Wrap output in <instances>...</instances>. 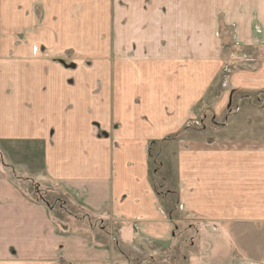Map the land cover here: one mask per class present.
Masks as SVG:
<instances>
[{"label":"crops","instance_id":"0c3cea01","mask_svg":"<svg viewBox=\"0 0 264 264\" xmlns=\"http://www.w3.org/2000/svg\"><path fill=\"white\" fill-rule=\"evenodd\" d=\"M248 1L198 0L190 4L194 15L188 0H120L119 11L116 1L119 59L113 69L87 66L94 56L89 39L95 0H0L1 23L25 30L15 41L3 28L0 39L8 57L0 61V174L10 172L0 176L5 264H123L99 241L94 247L63 244L61 254L57 244H45V222L56 234L69 233L51 221L61 218L54 210L59 203L65 211L67 198L89 219L107 212L135 225L119 234L138 247L187 243L173 224L175 214L209 224L202 232L187 225L211 251L195 264H264L251 260L264 248L246 250L239 237L241 230H264V0ZM66 5L80 10L78 28L68 23L64 35L58 15ZM221 10L227 17L219 19ZM34 28L40 33L28 39ZM224 70L232 89L221 94L218 86L208 97L210 82L219 75L220 85ZM232 91L258 92L257 104L249 99L219 122ZM209 101L216 129L179 135L191 110ZM237 124L242 126L231 129ZM154 143L164 144L170 157L162 192L149 179Z\"/></svg>","mask_w":264,"mask_h":264},{"label":"rangeland","instance_id":"374dc122","mask_svg":"<svg viewBox=\"0 0 264 264\" xmlns=\"http://www.w3.org/2000/svg\"><path fill=\"white\" fill-rule=\"evenodd\" d=\"M98 1L99 0H95L96 7L93 9H90L92 10L90 32H91V36L93 40L89 39V47H90V53H93L94 56H90V60L88 61L87 66L88 65L94 66L96 68L112 67L114 69L118 67L116 66L117 65L116 62L119 59V56L117 55L118 53H116L117 52V28H119V22H118V27H117V23L115 22L116 15L112 11V9L114 5H116V1H117L118 11H119L121 9L119 7V4L121 2L120 0H116V1L115 0H102V5L100 7L98 4ZM195 1L199 3L198 0H195ZM195 1L188 0L189 15L195 14V12L192 11V9L194 8L190 7V4L194 5L193 3ZM201 1L203 3L211 2V0H201ZM250 1L251 0H249L248 3ZM73 3L75 2L73 1ZM109 4H113V6H110ZM76 5H77V2H76ZM236 5L243 6V2H240V3L237 2ZM255 9L256 8H253L252 6V10L255 11ZM79 10L80 9H78L76 6L69 7L68 5H66L64 10L59 12L58 16H60L61 24L63 23L64 35L69 29L67 27L65 28V25H67L68 23H70L71 25H75V27L78 28L77 26L78 22L75 20V17H77L76 12ZM38 11L40 10L38 8H35L34 10L35 17H37L36 13ZM72 14H73V17H71ZM178 15L180 14L178 13ZM1 17L2 15L0 14V18ZM223 17H227V15L221 10L219 13V19H223ZM189 19H192V18L189 16ZM219 19H218V16L215 15L216 22H218ZM10 25H11V22H9L6 25V20L4 21V23H1L0 21V39H1V31L4 28L12 35V38H17L15 39V41H21L23 39V36H25V30H23V28L15 30L14 28L10 27ZM136 29L138 30V28ZM45 30H47L46 26H45ZM39 33L40 31L37 28H34L33 31H31L29 35V37H32V38H28V39L36 40L35 37ZM69 34H71V31H69ZM94 41H98L97 42L98 50H94V45H95ZM39 50L41 52V55H45L44 49L42 50V48H39ZM127 54H130V53L129 52L125 53V55ZM6 55H7L6 51H0V61L5 60V59L8 60V57ZM68 55L69 54H66V56ZM106 57H108L110 63L109 62L105 63ZM130 61H133V60H130ZM129 66H132V65H129ZM160 67H163V66H160ZM228 70H224L223 72H221L222 76L220 77V80H221L220 85H218V81L216 79L217 77H219V75H216L215 82L213 84L210 82L208 86L209 88V94L207 95L208 97L214 92H217L218 86H220L219 92L221 94H226L225 92H229V89H232L231 82H229L231 74ZM131 85H133L132 81H131ZM140 88L143 89V86H140ZM256 95H259L258 92L254 94H250L249 92H241V91L233 92L232 91L230 100H228V103L230 102V104L226 106L223 109L222 114L218 116V119H219L218 121L222 122L224 117H227L228 115L233 114L234 110L235 111L237 110L236 108L237 105L239 106L242 105L243 107V104L244 106L245 104H248L247 101H249V99L250 101L252 99V102H254L257 98ZM211 101H209L208 104L205 105V107L195 108L194 111L191 110L189 114L192 116L191 118L189 117L190 124H189V120H188L189 126L187 125L185 127V124H183L181 126L182 128L178 132L179 135L185 133L186 130H192L198 133V132L203 131V127L209 130L216 129V127H214V124H212V122L214 121H212L211 119L213 115L212 111L214 110L213 109L214 106L213 104H211L212 103ZM203 114L208 116V118L205 119L206 121L202 117ZM201 118L203 119L200 122ZM217 126H220V125H217ZM241 126H242L241 124H237L235 128H231V129H235L236 131V129H238ZM244 126L249 127L250 124L246 123L244 124ZM162 143H164V141H162ZM162 146L156 143L155 147H153L152 150L149 151V179L151 180L153 188L156 189V191L158 192L160 191L162 192V189L160 188L162 184V182L160 181L161 177H167L166 170L170 168V163H169L170 157L167 155V150L163 149ZM162 167L164 170H162L159 173L160 174L159 175L158 173H156V171ZM1 170L4 171V174L3 175L0 174V176L6 177V175L10 174L9 170H6V169H1ZM161 174H164V175H161ZM34 180L37 181L36 179ZM45 183L48 184V182H45ZM47 187L48 186L45 184V188ZM43 198H44V202L47 201L51 206L53 205V201L50 200L51 196L49 197L45 196ZM67 202L68 204L65 207L66 212L63 210H60L59 208L60 206L62 207L63 204L57 203L56 210L54 211L57 212L58 216H60L61 218L55 219V217L53 216L51 221L56 224L58 223V225L65 223L68 226V230L66 231V232H69L68 235L56 234L55 231H58V230L55 229L54 231L52 228H50V223L45 222L44 224V230L47 232V230L49 229L48 233L50 234V236L46 237L45 244H49V243L57 244L56 252L59 254L62 253L59 251L60 246H64L63 244H66V243L73 242V243H77L78 245L84 246V247H88V246L90 247L91 245L94 247L95 244L99 241V244L101 246H106L108 248L111 247V249H113L112 252L114 253L113 258L115 262H123V264H137V262L142 263V264H186V261H183V259L185 258L186 259L188 258L187 259L188 264H195V262H199V258H205L204 256L211 255L210 247H206V245L203 247V245L206 244V242H202L199 238L200 236L196 237V235H194V232L192 230H188V227H187V225L192 224L194 228L199 227V231L202 232V231H205L203 229H206L209 226V224H205L204 222H196L195 219L183 221L181 217L179 218V215L174 214L173 216L175 217L173 218V221L174 220H177V221L173 222V224L179 228V232L181 231V234L185 235V236L184 235L182 236L181 240H186L187 243L181 242L180 244L178 243V241H176L175 243L170 245L168 242L167 244V243H164L163 241V243H157V246L150 247L146 245V247L145 246L138 247V244H137L138 242L136 241L131 242L132 238L126 239L124 235L119 234L121 230L124 228H131L133 231H135V225L131 224L130 226H128L129 224L128 222L125 223L122 220L111 218L107 212H105L102 216H95V215L89 214L91 219H88V217L85 218L84 213H87L86 210L81 211L74 203L70 202L69 198H67ZM170 208H172V206ZM73 214L77 217H74ZM176 218H179V219H176ZM97 222L98 224L97 226H95ZM94 226L95 227L100 226L99 228H102V229L104 228V229L103 230L98 229V228L94 229ZM238 226L242 228L244 225L240 224ZM246 226H249V225H246ZM263 226H264V223H263ZM77 231H82V232H77ZM179 232L176 234V236L179 234ZM63 234H67V233L64 232ZM126 235L130 236L131 234L129 231H126ZM241 235L243 236L241 237ZM62 236H67V237H62ZM239 237H240V240H243V245L245 246L246 250L249 247L253 249V247L251 246H254V244H256L257 246H260L261 248H264V230L259 233L252 230V228L251 230H249L248 233L241 230ZM121 240H124V241L128 240V246L120 245L121 248L120 246L117 248L116 244L121 243ZM192 240L195 243L194 247L190 246V241ZM119 250L123 252V255L119 252ZM198 250L200 251L199 253H198ZM2 254L4 255L5 253L3 251V244L0 243V255H1L0 264H5V261H6L4 260L5 255L3 256ZM150 257H155V258L153 260H150L149 259ZM251 260L253 261L264 260V252L263 251L261 253H259L258 251L253 252L251 254ZM36 264H52V262L44 261V262H39ZM55 264H68V263H62L59 261L58 263L55 262Z\"/></svg>","mask_w":264,"mask_h":264},{"label":"trees","instance_id":"16d2710c","mask_svg":"<svg viewBox=\"0 0 264 264\" xmlns=\"http://www.w3.org/2000/svg\"><path fill=\"white\" fill-rule=\"evenodd\" d=\"M156 191V189H155ZM60 227H61V231L62 232H66L68 230V226L64 223V224H60Z\"/></svg>","mask_w":264,"mask_h":264},{"label":"flooded vegetation","instance_id":"af4514ba","mask_svg":"<svg viewBox=\"0 0 264 264\" xmlns=\"http://www.w3.org/2000/svg\"><path fill=\"white\" fill-rule=\"evenodd\" d=\"M67 58H68V57H67ZM61 61H64V60H61ZM75 217H77V216H75ZM86 217H88V216H86ZM86 217H85V218H86ZM88 219H89V218H88Z\"/></svg>","mask_w":264,"mask_h":264}]
</instances>
